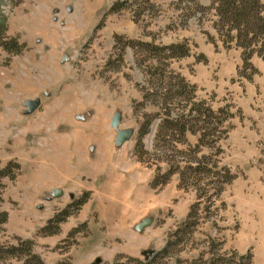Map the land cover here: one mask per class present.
<instances>
[{
	"label": "rangeland",
	"instance_id": "obj_1",
	"mask_svg": "<svg viewBox=\"0 0 264 264\" xmlns=\"http://www.w3.org/2000/svg\"><path fill=\"white\" fill-rule=\"evenodd\" d=\"M114 1L0 0L6 35L25 44L15 56L0 49V170L9 163L19 166L13 180H0V211L8 215L0 245L30 240L45 264H193L209 252L235 253L236 260L249 252L252 264H264V69L259 67L260 74L252 78V92L242 85L231 90L236 75L216 64L211 79L221 94L207 95L196 85L197 98L214 110L234 106L236 116L226 124L231 129L219 143L218 159L237 178L209 212L198 208V226L187 234L182 249L160 254L196 196L177 188L176 175L161 188L150 187L158 158L139 149L141 164L134 155L142 112L137 103L145 82L135 61L143 56L130 48L122 59L119 54L129 40L167 45L183 40L182 35L216 37L215 17L208 12L200 23L193 18L181 34L165 31L170 11L155 19L143 15L135 24L130 10L107 14ZM151 1L165 10L162 3L171 0ZM199 2L210 5V0ZM235 51L226 55L229 65ZM187 64L172 61L170 69L179 74L187 69L192 75ZM35 100L39 108L26 114L23 104ZM116 115L119 123L112 127ZM156 124L143 139L145 152L152 150ZM120 177L135 186L131 193L127 184L117 186ZM84 194L85 202L56 235L40 234L49 219ZM76 228L80 232L71 234Z\"/></svg>",
	"mask_w": 264,
	"mask_h": 264
},
{
	"label": "trees",
	"instance_id": "obj_2",
	"mask_svg": "<svg viewBox=\"0 0 264 264\" xmlns=\"http://www.w3.org/2000/svg\"><path fill=\"white\" fill-rule=\"evenodd\" d=\"M162 4L166 6L165 10L162 5L159 6L151 0H115L108 8L107 14L130 10L133 22L137 24L143 15L155 19L170 11L172 18L165 26V31L177 32L186 30L193 18L200 23L208 12H212L215 17L212 27L216 38L204 32L207 42L213 45L215 51L217 42H220L224 50H240L241 66L237 68L239 81L244 79L251 82L254 76L260 74L252 64V59L257 57L264 62V6L261 0H210L208 7L201 5L199 0H171ZM5 27L4 20L0 19V49L9 56L21 54L25 50V44L20 43L16 37L7 36ZM118 41L119 39L116 43ZM127 48L134 51L136 56H143L135 62L145 75L144 85L140 88L141 101L137 103L142 112L139 115L134 155L141 164H145L142 153L157 156L158 161L155 163L156 168L150 182L152 189L165 186L171 177L176 175L177 188L183 191L192 190L196 196V202L191 206L185 220L169 234L165 246L159 252L165 254L169 249L183 248L187 243V234L198 226V208L202 205L204 210L209 212L226 186L237 178L228 167L220 165L218 159L222 154L219 143L227 138L231 129L226 124L236 115L232 112L234 106L231 104L214 110L206 100L198 99L197 86L170 69V62L191 55L197 48L195 43L188 39L167 45L156 44L154 40H129L121 47L120 59ZM194 60L195 63H206L202 54L194 55ZM148 107H154L156 110L145 112ZM239 119L242 120L241 117ZM155 122L157 124L152 150L145 152L143 139L150 133V128ZM190 138L194 139V143L190 142ZM204 151L207 153H203ZM18 169L17 163H9L0 170V180H13ZM2 188L0 182V189ZM86 197L84 194L56 213L40 229V234L56 235L59 225L79 210ZM7 219V213L0 211V232L3 231ZM79 232V228H76L70 233ZM236 258L235 253L227 257L226 254L213 255L209 252L207 258L201 255L200 259L192 263L235 264V261H239L241 264H252V255L249 252L241 255L239 260ZM11 260L18 261L19 264H45L33 252V242L30 240L19 239L18 245H0V264ZM179 263L177 261V264Z\"/></svg>",
	"mask_w": 264,
	"mask_h": 264
},
{
	"label": "crops",
	"instance_id": "obj_3",
	"mask_svg": "<svg viewBox=\"0 0 264 264\" xmlns=\"http://www.w3.org/2000/svg\"><path fill=\"white\" fill-rule=\"evenodd\" d=\"M185 31V30H184ZM184 31H180L182 34ZM211 35H215V33L212 31L210 33ZM183 39H189L193 41L194 43L197 44V53H201L205 56L207 63L202 64V63H195L194 58L187 57L183 60H187V65H190L191 68H193L194 72L192 75L187 72V69L185 71H181V74L186 77L187 80H189L191 83L195 84L198 86V88L205 94L210 95V94H221V89L219 91L215 90V85L216 82L212 81L211 79V68L213 65L215 66L218 65V67H227V71L229 75H232L233 77L236 75V69L237 66L240 65V51L237 50L235 51V56L236 58L233 60V64L229 65L228 59H226V55L230 54V51H225L223 50L218 43V50L215 51L214 47L207 43L206 38L203 36H200V39H196L193 37H188L185 35H182ZM254 66L259 70V67H262L264 69V63L259 60L258 58H253L252 60ZM257 63V64H256ZM260 71V70H259ZM232 77V78H233ZM243 81V80H241ZM240 85H242L243 89H249V91H253V86L251 85L250 82H246L245 84L242 82H236L235 88L231 89L233 91H239ZM246 85V86H243Z\"/></svg>",
	"mask_w": 264,
	"mask_h": 264
},
{
	"label": "water",
	"instance_id": "obj_4",
	"mask_svg": "<svg viewBox=\"0 0 264 264\" xmlns=\"http://www.w3.org/2000/svg\"><path fill=\"white\" fill-rule=\"evenodd\" d=\"M23 105L26 108V111H25L26 114L30 115V114H32L34 111H36L39 108V101H37V100H35V101H26ZM118 123H119V116L116 115V116H114V118L111 121V126L112 127H116L118 125ZM123 138H124L123 135H119L117 137V140L121 141V140H123Z\"/></svg>",
	"mask_w": 264,
	"mask_h": 264
},
{
	"label": "bare ground",
	"instance_id": "obj_5",
	"mask_svg": "<svg viewBox=\"0 0 264 264\" xmlns=\"http://www.w3.org/2000/svg\"><path fill=\"white\" fill-rule=\"evenodd\" d=\"M79 109V108H78ZM74 114V113H73ZM125 179H123L122 177H120V178H118V180H117V186L119 185V186H122L123 188H126V184L128 185V187H130V192L129 193H131V191H133L134 190V188H135V186L132 184V183H130V181H128V180H126V182L124 181ZM118 186V187H119ZM116 187V186H115ZM119 189V188H118ZM124 193H126L125 192V190H122ZM135 195H136V193H135ZM142 203H145L146 205H147V201H142ZM126 211V210H125ZM128 212V211H127Z\"/></svg>",
	"mask_w": 264,
	"mask_h": 264
}]
</instances>
